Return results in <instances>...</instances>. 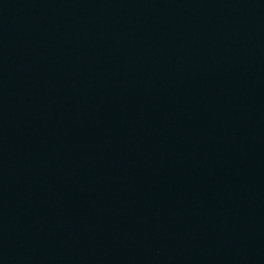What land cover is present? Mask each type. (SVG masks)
<instances>
[{"label": "water", "instance_id": "water-1", "mask_svg": "<svg viewBox=\"0 0 264 264\" xmlns=\"http://www.w3.org/2000/svg\"><path fill=\"white\" fill-rule=\"evenodd\" d=\"M0 264H264V0H0Z\"/></svg>", "mask_w": 264, "mask_h": 264}]
</instances>
